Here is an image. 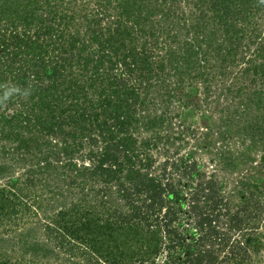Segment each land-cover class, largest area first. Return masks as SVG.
Masks as SVG:
<instances>
[{
  "label": "trees",
  "instance_id": "trees-1",
  "mask_svg": "<svg viewBox=\"0 0 264 264\" xmlns=\"http://www.w3.org/2000/svg\"><path fill=\"white\" fill-rule=\"evenodd\" d=\"M223 95L217 138L264 152V0H0V264H264L261 182L233 203L187 191L193 152L153 169L182 134L209 148Z\"/></svg>",
  "mask_w": 264,
  "mask_h": 264
},
{
  "label": "rangeland",
  "instance_id": "rangeland-1",
  "mask_svg": "<svg viewBox=\"0 0 264 264\" xmlns=\"http://www.w3.org/2000/svg\"><path fill=\"white\" fill-rule=\"evenodd\" d=\"M223 84H225L223 82ZM219 87L216 88L217 90V95L218 92H222V90H226V85L222 86L218 85ZM238 86V85H236ZM233 87V86H232ZM203 87L201 86V91H203ZM225 94V93H224ZM219 100H217L216 102H213V106H212V110H210L209 107L200 109L199 114L206 109L207 113L206 115L209 116L211 115V120L210 122L205 120L204 122H202V124L209 122V125L207 124V127L209 128V130H211L212 132H214V136L212 138V140L214 141L215 138L217 139V141L215 143H213V141H211V143L209 144V148H201L199 147V143L201 142V139H195L193 138L191 134H185V136L182 134V139H178L175 143V145L173 147H163V144L160 145V147L158 148V152H155V157H156V165L153 167V169L155 167H160L161 164H163V162L165 161V159L167 158L166 153L162 152L165 149H168L169 153H167L170 158V160H179L181 158H183L184 156L190 154V153H194L193 157L197 162H199V165H201L198 169L200 172L203 173V177L202 178H198L195 180H190L189 177H184L183 178V182L185 180H187L189 182V186L192 187L189 188V186L187 187V191L190 192L189 190H193L195 188V186L199 185L200 182H206L208 180H214L216 179L217 182L222 183L223 186H221L223 188V193L225 196V200L226 201H230L229 199H231L233 201V203H237L239 201V197L238 196H232L233 194H231V196L229 195L230 193H232L235 185L237 184V180L241 177V176H252L251 180H255V181H259L261 182L262 185H264V169H262L258 175L257 171H259L257 168L256 169H252L251 167H253L254 164L259 162V159H261V157L264 155V152L261 150V144H259V147H251L248 148L246 145L250 142L249 139L248 141L245 140V143L243 142V140L241 138H239V136H235L233 138H229L226 140H223L221 138H217V134L216 132H218V127L221 126L222 124H224V121L220 115V112L222 113L223 116H232L231 113H229V109L223 110V107H226L224 104L226 103H222L224 101V95L218 98ZM180 106V107H179ZM178 107V108H177ZM174 109H179V111L181 110V105L180 103H176ZM230 109H232L230 107ZM224 111V112H223ZM196 118V119H193ZM192 118L193 123H195L197 125V123L200 122L201 120V115H195ZM236 118H238L236 116ZM178 121H176L175 119V125L173 126L174 128L172 130L169 129H164L163 133L165 134H171L173 132H177L176 130L179 129V127H177V123ZM204 127V129L200 128V132L205 131V126L202 125ZM218 126V127H217ZM167 127V125L165 126ZM181 128V127H180ZM170 132V133H169ZM177 134V133H175ZM181 135V134H180ZM264 138V137H263ZM223 145H226L223 146ZM222 148H228L232 153H234L236 156L240 157V160H243V162L235 167V169L231 170V169H225L223 168V162L222 165L220 164L219 161H221V157L218 153V151ZM189 156V155H188ZM250 165V168H249ZM163 166V165H162ZM255 166V165H254ZM257 166V165H256ZM258 167V166H257ZM170 168V167H169ZM157 172H161V170L159 169ZM177 173V172H175ZM175 179L180 178L179 175L175 174L174 175ZM259 177V179L257 178ZM174 180V179H173ZM237 189V188H236ZM237 190H241V187L238 188ZM227 195L229 197H227ZM204 200V198L202 199ZM173 202V201H171ZM174 203V202H173ZM232 204V202H230ZM224 222V221H223ZM264 229V227H263ZM168 242L166 241L164 244H167ZM167 260H169V262L167 263ZM178 264L179 262L176 260V256H173V258H168V252L166 250V248H163L161 254L157 255V257L155 258L154 261H149L148 264ZM183 264H187V263H183Z\"/></svg>",
  "mask_w": 264,
  "mask_h": 264
}]
</instances>
